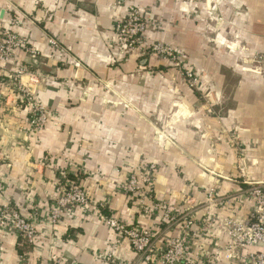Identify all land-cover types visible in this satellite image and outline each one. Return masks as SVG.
I'll return each mask as SVG.
<instances>
[{"label":"crops","instance_id":"crops-1","mask_svg":"<svg viewBox=\"0 0 264 264\" xmlns=\"http://www.w3.org/2000/svg\"><path fill=\"white\" fill-rule=\"evenodd\" d=\"M129 4L145 14L146 45L171 44L195 69L201 91L167 61L121 53L113 20ZM8 17L40 54L17 50L12 63L0 64V207L9 203L30 220L36 214L38 234L19 252L15 232L2 229L0 264H155L139 261L103 219L157 225L161 239L187 233L181 223L164 233L157 214L142 215L136 198L118 191L149 164L157 165L152 198L166 199L180 216L198 209L184 197L201 198L209 186L232 197L228 208H213L216 217L248 214L242 179L264 181V0H0V28ZM20 63L42 74L35 93L47 122L37 132H27V109L6 81ZM178 106L186 116L170 129L162 117ZM161 130L171 137L155 135ZM63 173L90 202L68 205L51 223ZM192 216L196 225L204 220L200 210ZM216 234L202 233L203 255L224 245ZM212 264L234 263L222 256Z\"/></svg>","mask_w":264,"mask_h":264},{"label":"built area","instance_id":"built-area-1","mask_svg":"<svg viewBox=\"0 0 264 264\" xmlns=\"http://www.w3.org/2000/svg\"><path fill=\"white\" fill-rule=\"evenodd\" d=\"M146 22L142 9L133 4L127 6L123 17L114 18L116 45L121 53L150 54L161 60H167L182 72L191 89L201 91L203 84L195 69L184 62L171 44L154 40L146 45ZM15 24V20L8 17L0 28V64L12 63L17 50H22L31 58H36L40 54L37 49L28 44L25 37L14 30ZM48 42L51 45H57L55 39L50 38ZM14 66V69L6 76L8 88L27 109V132L40 131L47 122V108L35 93L42 74L30 68L31 66L27 63ZM2 83L0 80V84ZM155 169L154 164H149L138 171L131 172L117 189L136 198L142 215L157 214L166 224L164 233L179 223L184 225L187 233L161 239L157 225L155 228H141L137 225L128 226L109 215L103 217L105 224L128 240L139 261L155 264H212L214 260L223 256L234 264H264V181L242 179V183L246 185L242 192L246 200L250 202L246 216L216 217L212 211L213 208H228L232 197L230 194L218 195L215 186H209L201 198L184 197V201L189 200L193 206H198V209L193 208L194 212L201 211L204 220L197 222L196 225V219L192 216L194 212L190 213L191 210L185 212V216H180L178 212L172 210L166 199L152 198L154 197ZM61 176L63 178L60 192L50 201L51 223L60 221L68 205L85 207L90 202L89 195L81 185L70 180L65 173ZM148 199L152 200L151 204L147 202ZM33 218L30 220L9 203L2 204L0 231L11 229L19 238L20 246L33 245L38 234L36 214ZM208 228H213L217 232V238L223 240L222 238L225 237L226 240L221 248L214 247L210 256H205L200 251L198 241L204 230Z\"/></svg>","mask_w":264,"mask_h":264},{"label":"rangeland","instance_id":"rangeland-1","mask_svg":"<svg viewBox=\"0 0 264 264\" xmlns=\"http://www.w3.org/2000/svg\"><path fill=\"white\" fill-rule=\"evenodd\" d=\"M164 61H167V60H164ZM167 62H169V61H167ZM170 63V62H169ZM169 66V65H168ZM170 66L172 67V69L173 70H175L176 71V73L185 81V83H186V85H187V87L188 88H190L189 86H188V84H187V80H186V78L184 77V75L182 74V72L178 69V68H176V67H174L171 63H170ZM149 73L151 72V71H148ZM104 89H110V87H109V85L108 86H105L104 85ZM191 89V88H190ZM177 101H179V100H177ZM175 108V107H174ZM182 107H177V111H175L173 114H172V112H170L171 113V116H168V115H163V117H162V120H163V122H164V124H168V125H166V126H172L174 123H178L179 122V120L181 119V118H185V116H186V114H184V108L183 109H181ZM183 110L184 112L182 113H180V114H178V111L179 110ZM174 110V109H173ZM178 116V117H177ZM181 120H183V119H181ZM170 129H172V127L170 128ZM162 132H158V131H155V135H157V136H159V138H163V140H165V138H170L171 136L169 135V134H164L163 133V130H161ZM166 141H168V140H166ZM209 153L210 154H212V155H214L215 154V152H213V150L212 149H210V151H209ZM193 165H195L196 166V168H200V166H199V164H198V167H197V165L195 164V163H193ZM157 166V165H156ZM155 166V167H156ZM205 166V165H204ZM206 167V166H205ZM208 170H210L209 168H208ZM190 196L192 197L193 195H191L190 194Z\"/></svg>","mask_w":264,"mask_h":264},{"label":"trees","instance_id":"trees-1","mask_svg":"<svg viewBox=\"0 0 264 264\" xmlns=\"http://www.w3.org/2000/svg\"><path fill=\"white\" fill-rule=\"evenodd\" d=\"M68 177H70V176H68ZM70 179H72V181H74V182H77L76 180H73V177H72V178L70 177ZM77 183H78V182H77ZM18 239H19V238H18ZM29 246H31V245H28V244L23 245V247H21V248L19 249V252H22L23 249H25L26 247L28 248Z\"/></svg>","mask_w":264,"mask_h":264},{"label":"water","instance_id":"water-1","mask_svg":"<svg viewBox=\"0 0 264 264\" xmlns=\"http://www.w3.org/2000/svg\"><path fill=\"white\" fill-rule=\"evenodd\" d=\"M215 172L218 173L219 171H215ZM215 182L218 183V179H215ZM159 192H164L163 188H159Z\"/></svg>","mask_w":264,"mask_h":264}]
</instances>
